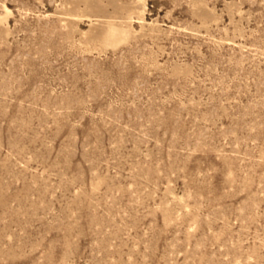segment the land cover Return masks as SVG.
<instances>
[{
  "label": "rangeland",
  "instance_id": "obj_1",
  "mask_svg": "<svg viewBox=\"0 0 264 264\" xmlns=\"http://www.w3.org/2000/svg\"><path fill=\"white\" fill-rule=\"evenodd\" d=\"M0 264H264V0H0Z\"/></svg>",
  "mask_w": 264,
  "mask_h": 264
},
{
  "label": "bare ground",
  "instance_id": "obj_2",
  "mask_svg": "<svg viewBox=\"0 0 264 264\" xmlns=\"http://www.w3.org/2000/svg\"><path fill=\"white\" fill-rule=\"evenodd\" d=\"M122 32H124V31H122V30H120V29H117V28H115V27H112L111 29H110V34L111 35H113V34H118V33H122ZM231 175V174H230ZM233 176V175H232ZM231 177V176H230ZM232 178V177H231ZM231 180H233V179H231ZM230 180V181H231ZM231 183V182H230Z\"/></svg>",
  "mask_w": 264,
  "mask_h": 264
}]
</instances>
